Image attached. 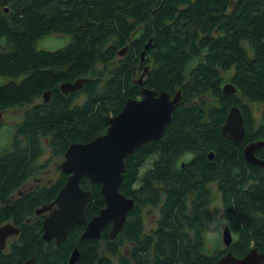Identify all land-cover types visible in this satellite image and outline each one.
I'll use <instances>...</instances> for the list:
<instances>
[{
	"label": "trees",
	"instance_id": "1",
	"mask_svg": "<svg viewBox=\"0 0 264 264\" xmlns=\"http://www.w3.org/2000/svg\"><path fill=\"white\" fill-rule=\"evenodd\" d=\"M49 34L70 41L38 48ZM141 65L149 66L142 86L171 96L180 89L181 98L161 138L124 160L119 191L134 205L122 229L111 239L109 223L99 239L80 238L105 206L100 185L83 176L80 187L91 193L86 221L60 245L45 242L34 210L55 199L67 174L12 203L5 204L7 197L38 168L43 140L64 155L71 143L104 133L105 116L141 95L134 82ZM81 78V89L61 92V83ZM226 83L235 92L223 94ZM47 90L50 100L26 106L0 151V225L12 220L20 228L0 251V264H68L75 248V264H212L227 252L264 251V168L243 157L246 143L264 139V109L257 122L250 107L264 104V0H0V112L25 107ZM81 92L86 99L74 103ZM233 105L243 117L240 142L220 129ZM255 156L264 161V148ZM211 182L233 240L209 251L204 220ZM147 206L159 211L149 233L141 219Z\"/></svg>",
	"mask_w": 264,
	"mask_h": 264
},
{
	"label": "water",
	"instance_id": "2",
	"mask_svg": "<svg viewBox=\"0 0 264 264\" xmlns=\"http://www.w3.org/2000/svg\"><path fill=\"white\" fill-rule=\"evenodd\" d=\"M150 40L140 53V64L144 62L145 50ZM126 52V47L119 51V55ZM149 66L144 65L135 83L140 86L141 98H128L122 109L113 115H106L107 128L104 133L86 143H71L64 152V159L60 170L67 174L63 186L55 199L44 204L36 213L48 211L42 222V238L45 241L53 239L56 245L66 240L68 232L77 224L86 221L85 207L91 193L80 187V179L86 176L89 180L100 185L105 206L92 216L85 224L80 235L83 239H99L102 230L110 223L108 237L113 239L122 229L127 213L133 207V199L124 196L119 191L124 171V160L134 150L144 143L161 138L171 119V113L181 98L178 89L173 96L164 90L156 92L142 86ZM84 79L73 82L67 81L59 85L62 93L68 94L82 88ZM223 94L235 92L232 84L222 87ZM50 91L42 94L43 102H48ZM222 135L234 142H240L244 137L243 117L236 105L230 107L224 123L220 127ZM264 148V139L247 143L243 148L244 159L258 167L264 168V161L255 156L258 149ZM212 158V154H209ZM19 229L11 224L0 226V249L5 245L6 237L18 233ZM221 240L225 247L230 246L233 237L228 226L221 232ZM79 258L75 248L69 258V264H74ZM264 251L251 248L244 256L236 257L227 252L212 264H263ZM23 264H34L30 259Z\"/></svg>",
	"mask_w": 264,
	"mask_h": 264
},
{
	"label": "rangeland",
	"instance_id": "3",
	"mask_svg": "<svg viewBox=\"0 0 264 264\" xmlns=\"http://www.w3.org/2000/svg\"><path fill=\"white\" fill-rule=\"evenodd\" d=\"M70 41V37L65 34H49L41 39H39L36 43V46L40 49H46V50H55L59 49L61 47L66 46ZM141 70L138 69L139 66L135 67V73H134V78H138L140 74L143 71V66L141 65ZM97 69H102V65L98 64L96 66ZM227 84V83H226ZM86 99V95L84 93H80L77 95V97L74 100V103L76 104H81L84 100ZM42 101V97L35 98L32 103L34 102H40ZM31 103V104H32ZM31 104L25 105L29 106ZM252 114L254 116V119L258 122L259 117L261 112L264 109V104L261 103H251L250 104ZM21 114V110H16V109H9L5 111L2 115L1 118H7L8 121H19V117ZM3 120L0 119V122ZM2 125V123H1ZM13 125V126H12ZM10 124L8 126V129L4 128L5 131L7 132L6 134L1 133L0 135V145H5L6 147L10 144L11 140V135L14 134V123ZM42 148H43V154L39 158V162H47V167L46 169L40 173V182H35L34 180L32 181L33 185H44L49 182H55L57 178L59 177V172H60V164L62 163L64 156L62 154L54 153L52 150L51 152V147L47 146V142L45 140L42 141ZM209 190H210V204L208 206V215L206 216L204 220L205 224V239H206V244H207V249L210 251L211 249L215 247L219 248H224V244L222 243L221 240V232L224 226H226V221L225 217L222 211L221 207V200H220V195L217 191L216 184L214 182H211L209 185ZM46 212V211H44ZM157 208H153L151 206H147L142 210V220H143V225H144V231L149 233L150 230H152L153 227L156 226L155 219L157 216ZM113 261L115 262V258H112Z\"/></svg>",
	"mask_w": 264,
	"mask_h": 264
},
{
	"label": "flooded vegetation",
	"instance_id": "4",
	"mask_svg": "<svg viewBox=\"0 0 264 264\" xmlns=\"http://www.w3.org/2000/svg\"><path fill=\"white\" fill-rule=\"evenodd\" d=\"M141 98V95H139V96H137L136 97V99H140ZM49 100H50V96H49ZM33 102V101H32ZM38 102H34V103H32L31 104V106H34V104H37ZM29 107H30V105H29ZM26 109V107H22V108H16V110H21V114H20V117H19V121H8L7 120V118H1V115L5 112V111H7V110H4V111H2V112H0V119H2L3 121L2 122H0V135H1V133L3 134V132L5 131V129L7 128L8 129V126L11 124H13L14 123V125H15V127L19 124V122L21 121V119H22V114H23V111ZM9 110V109H8ZM1 123H2V125H1ZM13 126V125H12ZM15 127H14V129H15ZM5 128V129H4ZM14 133H15V130H14ZM4 134H5V132H4ZM14 134H12L11 135V137L13 136ZM12 142V141H11ZM247 144V143H246ZM245 144V145H246ZM244 145V146H245ZM47 146H49V147H51L50 146V144H49V142H47ZM5 148L7 149V147L5 146V145H0V151L2 150V149H4L5 150ZM244 148V147H243ZM43 151V150H42ZM51 152H52V147H51ZM1 153V152H0ZM256 153V152H255ZM42 154H43V152H42ZM42 156V155H41ZM40 156V157H41ZM47 160L45 161V162H37L36 163V165H38V168H34V169H32V170H30V172H29V175H27L26 176V178L21 182V184L16 188V190L13 192V193H11L8 197H7V200L5 201V204H9V203H12L13 201H15V200H17L18 198H20V197H25L26 195L28 196V194H30V193H34V191H35V189L36 188H45V187H48V186H50V185H52V182H49V183H46V184H44V185H33V184H35V183H33L32 181L34 180L35 182H40L41 181V176H40V173L41 172H43L45 169H46V167H47ZM39 163V164H38ZM60 167V166H59ZM60 173H63L61 170H60V172H59V174ZM54 183V182H53ZM52 201H50V203H51ZM211 202L209 201V204H210ZM2 204V203H1ZM47 204H49V203H47ZM188 206H190V204L188 203ZM209 206V205H208ZM38 209V208H37ZM37 209H35L34 210V221H41V227H42V222H43V219L45 218V216L46 215H48V211H46V212H42V213H36V210ZM158 210V209H157ZM207 210H208V207H207ZM159 212V211H158ZM158 212H157V216H156V219H155V223L157 222V220H158V216H159V214H158ZM209 212V211H208ZM33 219V218H32ZM141 219H142V217H141ZM30 220V217H27V218H25V221H29ZM11 224V225H13L15 228H18L19 229V232H20V228H19V226L18 225H15V223H14V221H12V220H9V221H6V222H4L3 224H1L0 226H2V225H4V224ZM142 223H143V220H142ZM144 226V225H143ZM226 226H228V225H226ZM85 228V227H84ZM156 228V226L155 227H153L152 229H155ZM72 229V228H71ZM70 229V230H71ZM69 230V231H70ZM84 230V229H83ZM42 231H43V229H42ZM19 232L18 233H14V234H10V235H8L7 237H6V240H5V245H4V247L2 248V249H0V251H7L8 250V248H9V245H10V243H12L16 238H17V236L19 235ZM43 233V232H42ZM69 233V232H68ZM232 234V233H231ZM68 236V235H67ZM67 239V238H66ZM44 240V239H43ZM45 241V240H44ZM51 241H53L54 243H55V241L53 240V239H51L50 241H45V242H51ZM64 242V241H63ZM56 244V243H55ZM61 244V243H60ZM59 244V245H60ZM76 263V262H75ZM74 263V264H75ZM35 264V263H34ZM68 264H69V259H68Z\"/></svg>",
	"mask_w": 264,
	"mask_h": 264
}]
</instances>
